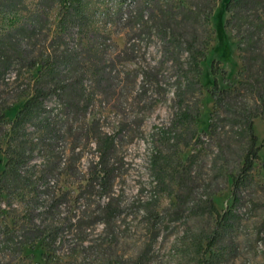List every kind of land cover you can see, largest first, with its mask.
<instances>
[{
  "label": "rangeland",
  "instance_id": "1",
  "mask_svg": "<svg viewBox=\"0 0 264 264\" xmlns=\"http://www.w3.org/2000/svg\"><path fill=\"white\" fill-rule=\"evenodd\" d=\"M15 1L10 11L0 4L2 131L23 100L17 96L37 78V66L28 68L26 62L69 48L81 53L88 39L85 32L55 35V0ZM85 1V28L96 30L105 43L108 83L101 89L87 77L84 86L93 97L84 112L49 95L39 116L25 126L34 142L26 167L41 193L31 222L22 199L0 193V264H196L200 255L207 264H264V146L239 190L229 225L202 252L214 226L207 200L217 211L231 208L229 176L240 163L244 140L239 114L257 112L252 130L258 141L264 137V112L256 98L264 89V0L234 10L225 29V0H213L206 25L200 11L206 0ZM42 7L47 10L39 16ZM161 28L179 42L172 51L181 69L186 68L184 40L204 45L198 73L178 71L170 57H161ZM212 60L218 61V87L228 90L220 106L209 93ZM87 66L85 59L67 72ZM185 77L195 81L192 87L183 83ZM176 93L181 109L197 112L187 125L170 122ZM38 120H48L51 130L43 141L37 138L43 132ZM92 121L100 132H118L107 196L86 185L88 166L96 160L85 132ZM163 130L168 136H160ZM165 139L177 144L170 145V153ZM154 150L170 156V180L164 185L149 167ZM2 161L0 154V168ZM58 196L63 200L52 205ZM108 199L117 213L105 222L101 208ZM32 224L44 235L56 229L53 244L35 239Z\"/></svg>",
  "mask_w": 264,
  "mask_h": 264
},
{
  "label": "trees",
  "instance_id": "2",
  "mask_svg": "<svg viewBox=\"0 0 264 264\" xmlns=\"http://www.w3.org/2000/svg\"><path fill=\"white\" fill-rule=\"evenodd\" d=\"M56 20L54 22L55 35L60 38L64 35H71L72 33H87L88 39L85 40L84 46L81 48L82 52L76 49H65L60 53L48 52L40 55L37 58H32L26 62L28 68L37 66V78L32 81L31 85L25 92H21L17 99H23L20 106L16 109L13 117L6 121L7 127L2 131V110L6 107L0 108V154L3 155V161L0 168V193L12 192L22 199L24 211L27 219L31 222L36 215V204L39 199L41 190L38 188V181L31 179V173L27 171L26 163L31 159V153L34 148V142L27 137L25 126L32 124L33 120L39 116L43 110V103L49 95H54L63 100V103L73 110L84 112L86 107L92 100L93 92L87 91L84 86V81L88 76H91L95 87L101 89L106 88L108 83L107 63L102 61V53L104 51V40H99V33L96 30H86L85 24L87 21L86 1L85 0H55ZM250 3V0H225L223 9L229 12V18L222 24L225 29L232 18L233 11L237 8H244ZM3 11L9 10V7H14L15 0H0ZM48 5V4H47ZM214 6L213 0H206L205 4L200 5L201 15L204 25L207 24L208 16L211 8ZM47 7H42L36 10L39 16L46 13ZM10 11V10H9ZM117 17H120V11L117 12ZM34 27L33 23L29 25ZM159 40L162 45L161 57H170L174 64H177L178 71L192 72L196 74L199 72V62L204 57V45H196L195 39L184 40V51L186 52V68L181 69L178 65L177 57L173 54V47L178 46L179 42L176 37L161 28L159 30ZM237 48L241 49L240 46ZM88 61V66L85 70L80 69L73 75L67 72L69 65H77L83 60ZM209 71L212 75L210 96L213 99L214 105L220 106L226 94L227 89L219 88L214 78L219 71L218 61L212 60L209 64ZM194 80L190 77H185L183 83L187 87H192ZM263 92H256L258 106L264 112V89ZM178 107L172 114V126L187 125L193 122L197 117L196 110L189 108H180L181 93H176ZM258 113L241 112L239 114L242 123V131L244 134L243 146L241 149V160L236 167L233 174L229 176L230 188L229 194L231 196V204L229 207L221 211H217L210 199L207 200L205 210L209 214H214V226L210 234L205 236L206 242L202 252L209 251V247L215 241V236L219 229L228 226L232 217V209L239 204V190L249 179L253 163L258 160V151L264 146V137L259 141L252 130V118ZM39 125L42 126V134L37 138L43 139L51 134L48 120H38ZM89 134L90 139L94 143L96 152V160L92 162L87 169L86 185L90 188L95 187V191L99 195L107 196L111 182L114 178V165L111 158L115 149V138L118 132L107 134L98 130L97 124L92 121L85 130ZM161 137L168 136L167 130L161 131ZM36 138V139H37ZM166 138V137H165ZM166 145L170 153V145L176 146V142H167ZM3 142V146L1 143ZM149 167L155 180L164 185L167 180H170V156L167 153H161L159 150H154L149 155ZM46 176L44 175V178ZM29 189V194H26L24 189ZM28 191V190H27ZM63 200V196L52 198V205L58 204ZM117 213V210L110 205V199L101 208L102 219L105 222L111 220ZM38 236L49 239L50 244H53L56 229L48 230L44 235V231L36 226L31 225ZM32 229V230H33ZM34 239L25 235L26 240ZM28 240V241H29ZM196 264H207L200 255Z\"/></svg>",
  "mask_w": 264,
  "mask_h": 264
}]
</instances>
